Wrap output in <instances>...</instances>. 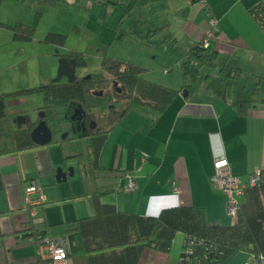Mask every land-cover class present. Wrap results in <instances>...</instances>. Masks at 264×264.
Masks as SVG:
<instances>
[{
  "label": "crops",
  "instance_id": "crops-1",
  "mask_svg": "<svg viewBox=\"0 0 264 264\" xmlns=\"http://www.w3.org/2000/svg\"><path fill=\"white\" fill-rule=\"evenodd\" d=\"M122 2L125 0L113 7L88 1L81 6L68 3L41 8L37 4L30 11L42 13L39 24L47 14L58 16L62 11L69 13V24H72L78 20L74 18L78 17L77 12L90 14L92 7L104 18L111 12L112 18L117 16L121 21ZM205 2L150 0L147 5L135 8L124 27H120V30H127L131 38L165 44L164 53L169 55V62L175 61L179 71L170 73L175 66L172 65L163 70V79L151 81L180 90L155 121L128 110L127 103L121 102L105 113L94 111L84 122L90 132H108L99 156L101 166L122 172L121 185L128 183L129 175L138 183L134 192L117 191L102 198L103 203L115 204L121 212L147 217L157 216L166 207L192 205L203 207L210 222L234 225L237 218L228 214L227 196L211 181L215 159L227 158L233 175L243 181H248L256 170H264V29L249 13L260 0ZM1 16L0 12V19ZM211 18L217 20L218 28L206 50L216 53L215 64L203 65L199 72L192 71L188 75L187 84L194 86V93L187 98V91L182 88L184 58L206 35ZM160 27H164L163 31L151 32ZM52 46L54 55L75 51L61 53L65 45ZM128 60L138 62L137 59ZM225 64L240 68L241 77L221 78L219 72ZM57 66L60 67V62L52 64L46 76L40 74L38 77L50 78V83L69 81L66 75L53 79ZM145 74L147 78L149 73ZM75 75L76 80L90 76L77 75V67ZM237 100L251 101L246 115H240L233 106ZM41 107H38L35 120L21 108L10 107L15 114V126L26 128L38 122L45 113ZM0 169L5 185L0 191V264L36 263L39 246L37 238L30 233L38 235L54 224L87 218L95 213L91 192L85 190L75 163L64 162L58 143L2 156ZM31 181L38 184L45 198L34 214L24 203L25 187ZM185 238L184 233H177L169 252L144 249L139 264H179ZM249 257L248 251H241L231 264H246ZM71 264L75 262L72 260Z\"/></svg>",
  "mask_w": 264,
  "mask_h": 264
},
{
  "label": "trees",
  "instance_id": "trees-1",
  "mask_svg": "<svg viewBox=\"0 0 264 264\" xmlns=\"http://www.w3.org/2000/svg\"><path fill=\"white\" fill-rule=\"evenodd\" d=\"M85 1L115 5L120 0H74L72 3L70 0H37V4L41 8L68 3L81 6ZM149 1L122 2L124 14L119 26L128 21L135 8L145 6ZM249 13L264 29V0H260ZM41 16L42 13L37 12L32 25L17 23L10 26L0 21V28L12 31L14 40L32 41ZM158 31L159 28L151 30ZM66 40V35L54 32L44 38V42L57 46L65 45ZM216 56L215 52H208L199 43L188 50L184 58L182 85L187 91V98L194 93V86L187 84L188 75L192 71L199 72V67L203 65L214 66ZM61 57L74 59L76 67L87 64L85 54L78 51H70ZM103 70L73 82L54 81L0 93V158L41 146L33 141L31 132L44 120L53 132L49 144H60L64 162L75 163L85 190L92 194L94 215L54 224L38 235L29 232L30 235L36 237L38 243L39 236L67 237L71 259L75 264H139L144 249L169 252L179 232L186 235L184 247L192 246L190 254L183 250L179 264H231L233 257L241 251L264 256V175L258 185L246 189L234 225L210 222L203 207L192 205L166 207L157 216L143 217L121 212L115 204L102 202L104 196L119 191L122 172L101 166L99 156L108 132H90L83 128L84 122L94 111L105 113L124 100L128 110L155 121L180 93V90L145 78L147 69L134 63L105 57ZM219 75L223 79L229 76L238 79L242 70L225 64ZM35 94L43 97L44 105L41 108L45 111L44 115L29 127L17 128L8 100ZM250 105L249 100L233 103L240 115H246ZM4 186L0 169V191Z\"/></svg>",
  "mask_w": 264,
  "mask_h": 264
},
{
  "label": "rangeland",
  "instance_id": "rangeland-1",
  "mask_svg": "<svg viewBox=\"0 0 264 264\" xmlns=\"http://www.w3.org/2000/svg\"><path fill=\"white\" fill-rule=\"evenodd\" d=\"M36 1L2 0V3H0L1 19H5H0V21L10 26L17 23L32 25L36 12L35 10L34 12L30 11V9L36 7ZM111 6L113 7V5ZM71 11L75 12L74 10ZM90 12L86 15L77 12L78 17L74 18L78 20L72 24H69L68 16L70 15L67 11H62L60 13L62 15L58 16L47 14L46 19L38 25L39 27H37L32 41L14 40L12 31L7 28H0V93L36 87L49 84L52 81L50 78L43 79L40 77V74L46 76L47 69L51 68L55 62L59 65L62 55H54L52 52L54 47L44 42L43 38L50 30L66 35V31H68L67 42L60 49L61 53H66L67 50L72 49L85 54L87 64L83 67H77V75L86 76L87 74L103 72V59L105 57L136 64L139 62L144 63L143 66L147 69L146 74L149 73V78H147L150 80L163 79V75H165L163 70L176 64L175 61L169 62V55L164 53V50H166L165 44L156 40H151L148 43L145 38H131L127 30L126 32L120 30V21L117 16L112 18L111 12L107 18H104L103 14H97V10H94L93 7L90 8ZM88 17H90L89 21L87 20ZM101 20L104 22L101 23ZM86 24L88 25L86 26ZM52 26L55 28H51ZM160 31H163L162 28L159 29ZM114 32L115 34L112 37L108 35ZM109 37H111L109 40L104 41ZM128 58L137 59L138 62L128 60ZM58 70L59 67L57 66L56 75L53 79L57 77ZM178 71L179 68L175 65L172 71L169 72L175 73ZM38 75L40 76L38 77ZM123 102H126V100ZM43 105L44 100L38 94L8 100L9 110L10 107H19L34 120L38 117V114H36L38 107Z\"/></svg>",
  "mask_w": 264,
  "mask_h": 264
},
{
  "label": "built area",
  "instance_id": "built-area-1",
  "mask_svg": "<svg viewBox=\"0 0 264 264\" xmlns=\"http://www.w3.org/2000/svg\"><path fill=\"white\" fill-rule=\"evenodd\" d=\"M205 4V0H199ZM217 20L211 18L210 29L206 32V35L199 42L200 47L208 49L210 46V40L216 37L217 32ZM215 172L211 178V181L216 189L221 191L227 196L228 199V214L234 218H237L239 204L243 198L245 191L250 186L258 185L264 175V170H256L248 179L243 181L241 178L233 175L231 172L230 164L225 157L216 158L214 162ZM138 188V183L133 175H129V181L126 185L119 187V192H134ZM178 192V188L175 189ZM45 202V198L42 194L41 188L35 181H31L25 187L24 203L31 214H34L36 207ZM38 243V261L34 264H71V254L69 240L65 236L60 237H41ZM184 251L187 254L192 253V246L188 245L184 247ZM246 264H264V256H257L250 254L249 260Z\"/></svg>",
  "mask_w": 264,
  "mask_h": 264
},
{
  "label": "water",
  "instance_id": "water-1",
  "mask_svg": "<svg viewBox=\"0 0 264 264\" xmlns=\"http://www.w3.org/2000/svg\"><path fill=\"white\" fill-rule=\"evenodd\" d=\"M75 67H76V61L74 59L62 57L60 59L58 76L61 77L66 75L69 77L70 82L75 81L76 80ZM31 137L35 143L39 145H47L53 139V132L49 127V125L46 123V121L42 120L32 130Z\"/></svg>",
  "mask_w": 264,
  "mask_h": 264
},
{
  "label": "flooded vegetation",
  "instance_id": "flooded-vegetation-1",
  "mask_svg": "<svg viewBox=\"0 0 264 264\" xmlns=\"http://www.w3.org/2000/svg\"><path fill=\"white\" fill-rule=\"evenodd\" d=\"M82 126H83L84 129H86L84 124Z\"/></svg>",
  "mask_w": 264,
  "mask_h": 264
}]
</instances>
